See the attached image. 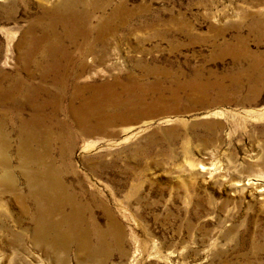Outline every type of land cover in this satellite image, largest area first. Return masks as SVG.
<instances>
[{
  "label": "rangeland",
  "instance_id": "rangeland-1",
  "mask_svg": "<svg viewBox=\"0 0 264 264\" xmlns=\"http://www.w3.org/2000/svg\"><path fill=\"white\" fill-rule=\"evenodd\" d=\"M84 1L91 25L109 21L91 33L98 39L76 40L91 52L73 54L87 67L71 70L68 89L116 79L112 92L126 85L136 101L109 114L59 105L66 140L42 154L33 140L23 147L36 111L19 96L50 87L42 63L52 57L24 63L28 41L48 46L42 30L61 8L75 18L80 0H0V264L264 263V0ZM44 112L38 122L52 121ZM46 155L89 208L81 226L90 214L108 232L98 250L90 233L91 255L88 245L53 252L33 236L23 162Z\"/></svg>",
  "mask_w": 264,
  "mask_h": 264
},
{
  "label": "bare ground",
  "instance_id": "bare-ground-1",
  "mask_svg": "<svg viewBox=\"0 0 264 264\" xmlns=\"http://www.w3.org/2000/svg\"><path fill=\"white\" fill-rule=\"evenodd\" d=\"M91 8L93 9L91 4L88 5L84 0H80L78 7L74 10L75 18L69 17V13L66 14L67 10L61 8V10L55 13L56 16L54 15L55 23H52L53 27L51 26L48 29L42 30L44 32L43 37L50 33L53 36L48 46L37 49L38 44L43 40L42 37H32L28 41L26 51L27 59H24V63L28 62L29 66H36L37 61H32V58L38 55L39 52H41L42 56L47 54L52 57L51 59L45 60L42 63V67L45 70V74H51L53 76V82H51L50 87L33 84L34 87L27 86L24 95L21 94L19 96L23 103L27 102L36 111V116L23 131V147L27 141L33 140L37 143L36 147L41 148L43 150L42 154H44L53 150L50 146L54 142L66 140L63 136L58 135V127L62 130H68L64 126V122L60 121L57 117L59 105L62 111L65 109L67 115L75 113L81 107L84 110L89 107L100 108L106 114L115 113L118 109L134 107L136 100L134 101L135 95H133L131 88L129 89L126 85H122L120 86L122 93L112 92V87L116 83L118 84L116 79L111 82H100L97 85L89 83L86 85L83 84L81 87L68 89L71 70L75 66H78L79 70L76 75H80L87 67L86 61L75 60L73 54L78 53L82 56L87 52H91L89 46H80L78 43L76 44V40L79 38L86 42L90 37L98 39V37L91 33L94 30L96 34L99 33L102 25H105L109 21V18L101 19L100 21L98 18L97 24L91 25L92 19L94 18ZM55 24L60 25L59 32L55 29ZM64 39L69 40L74 45L72 53H69L62 44ZM100 46L99 51L101 52L104 46L103 44H100ZM77 50H80V52H76ZM41 81L43 80L41 79ZM136 87L139 88V85ZM76 88H80V94L76 93ZM86 90L88 95H84V91ZM122 94L124 97L121 96ZM13 97L16 96H9L8 98ZM77 99L80 101H77ZM73 103L78 105L74 106ZM44 110L52 121H46V123L43 121L38 122ZM74 118L75 116L72 119ZM97 118L100 117L95 116L94 120L98 121L101 119ZM52 123L57 128V132L54 130L56 128H54ZM104 128L105 126L103 125L90 126L85 131L83 130L80 136L93 135L101 132ZM74 129H77V126L73 123L70 125L69 133H72ZM46 135L49 139H45L47 137ZM44 157L50 158L49 155L39 156L36 157L39 160L31 158L32 160L29 161L26 159L27 161L23 162V180L24 183L27 182L29 187L26 196L30 200L31 205L30 218H32L33 236L34 238L45 241L48 248L53 252L56 248H61L64 251L70 246L84 248L85 245H88L89 252L87 255H91L90 233L95 234L93 240L97 246L94 247V250H98L104 243L108 232L99 229L90 214L86 217V220H83L84 227L81 226V215L85 212L88 213L89 208L77 201V194L74 191L70 189L68 192V189L62 185L59 171L55 167L53 159L50 158V162L45 163ZM66 192L69 195L68 199L65 197ZM79 194L83 195V193ZM23 211L26 210L23 209ZM55 215H60V217L56 219L54 217Z\"/></svg>",
  "mask_w": 264,
  "mask_h": 264
}]
</instances>
